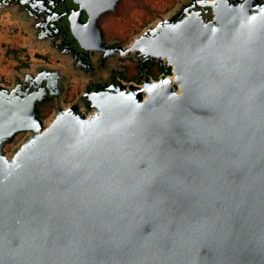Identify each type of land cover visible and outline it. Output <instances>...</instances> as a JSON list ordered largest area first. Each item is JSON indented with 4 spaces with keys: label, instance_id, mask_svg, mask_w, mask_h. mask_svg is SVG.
I'll list each match as a JSON object with an SVG mask.
<instances>
[{
    "label": "water",
    "instance_id": "1",
    "mask_svg": "<svg viewBox=\"0 0 264 264\" xmlns=\"http://www.w3.org/2000/svg\"><path fill=\"white\" fill-rule=\"evenodd\" d=\"M131 49L175 75L96 115L40 116L62 67L0 83V264H264V0H184Z\"/></svg>",
    "mask_w": 264,
    "mask_h": 264
},
{
    "label": "flooded vegetation",
    "instance_id": "2",
    "mask_svg": "<svg viewBox=\"0 0 264 264\" xmlns=\"http://www.w3.org/2000/svg\"><path fill=\"white\" fill-rule=\"evenodd\" d=\"M197 11L205 20L217 22L213 8L197 6L189 13ZM3 12L11 13L22 24V32L46 50L43 63L62 67V87H54L56 94L38 82V91L45 92L44 100L38 101L44 119L59 103L75 106L81 114L96 115V101L105 95L125 88L142 91L148 83L175 75L167 58L131 49L147 26L158 20L147 22L146 0H0ZM189 13L183 10L174 22L187 20ZM77 36H84L86 43ZM95 36H102V42ZM174 85L179 87L175 79ZM26 134L22 131L18 136Z\"/></svg>",
    "mask_w": 264,
    "mask_h": 264
},
{
    "label": "rangeland",
    "instance_id": "3",
    "mask_svg": "<svg viewBox=\"0 0 264 264\" xmlns=\"http://www.w3.org/2000/svg\"><path fill=\"white\" fill-rule=\"evenodd\" d=\"M183 1L146 0L147 22H152L158 17V20L148 25L147 28L160 21L161 17L172 14ZM154 10L157 14H154ZM22 27L20 21H16L11 13H0V82H11L13 80L12 73L15 70H20L25 66H29L26 68L31 69L32 65L43 63L45 59L46 50L34 44L30 36H26L22 32ZM77 81L81 82V80ZM55 111L56 109L46 120H50ZM26 136L27 134L24 136L17 135L5 150L11 153Z\"/></svg>",
    "mask_w": 264,
    "mask_h": 264
},
{
    "label": "crops",
    "instance_id": "4",
    "mask_svg": "<svg viewBox=\"0 0 264 264\" xmlns=\"http://www.w3.org/2000/svg\"><path fill=\"white\" fill-rule=\"evenodd\" d=\"M51 65H53V64H51ZM55 66H58V65H55ZM25 69H27V68H23V69H20V70H15L13 73H12V78H13V80L11 81V82H0V83H4V84H6V85H13L14 83H15V76L19 73V72H22V71H24ZM14 81V82H13ZM13 82V84H11Z\"/></svg>",
    "mask_w": 264,
    "mask_h": 264
},
{
    "label": "trees",
    "instance_id": "5",
    "mask_svg": "<svg viewBox=\"0 0 264 264\" xmlns=\"http://www.w3.org/2000/svg\"><path fill=\"white\" fill-rule=\"evenodd\" d=\"M8 144H9V143H8ZM8 144H6L5 149H6V147L8 146Z\"/></svg>",
    "mask_w": 264,
    "mask_h": 264
}]
</instances>
